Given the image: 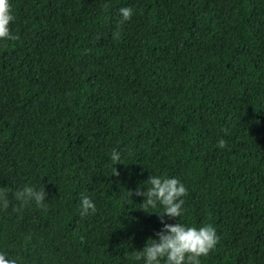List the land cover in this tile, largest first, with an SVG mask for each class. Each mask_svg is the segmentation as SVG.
<instances>
[{
    "label": "trees",
    "instance_id": "16d2710c",
    "mask_svg": "<svg viewBox=\"0 0 264 264\" xmlns=\"http://www.w3.org/2000/svg\"><path fill=\"white\" fill-rule=\"evenodd\" d=\"M9 3L0 252L142 264L129 257L160 228L159 208L145 213L127 190L163 173L186 188L180 222L215 229L201 264H264V0ZM25 184L45 188L44 207L14 199ZM82 194L94 213L81 214Z\"/></svg>",
    "mask_w": 264,
    "mask_h": 264
},
{
    "label": "clouds",
    "instance_id": "9594fccd",
    "mask_svg": "<svg viewBox=\"0 0 264 264\" xmlns=\"http://www.w3.org/2000/svg\"><path fill=\"white\" fill-rule=\"evenodd\" d=\"M117 11L121 22L128 21L132 15V9L128 6L119 7ZM13 19L9 0H0V41L16 38L9 27ZM224 144L223 138L217 140L219 147H223ZM109 158L114 164L120 162L121 154L112 149ZM141 184L145 186L137 185L134 191L127 190V200L133 202L130 199L133 195L142 197L138 205L145 213L147 209L158 207L159 211L153 214L157 215L160 228L145 239L141 248H134L129 258L142 264H201L200 258L215 247L217 235L211 224L192 226L181 223L178 219L184 213L183 197L186 194L184 184L175 176L163 173L148 175ZM47 195L44 187L25 184L16 189L14 199L20 203L31 202L37 208H42L45 206ZM0 203L6 205L7 200L0 196ZM78 207L81 214L96 211L92 199L86 194L80 195ZM0 264L19 262L16 256L0 252Z\"/></svg>",
    "mask_w": 264,
    "mask_h": 264
}]
</instances>
